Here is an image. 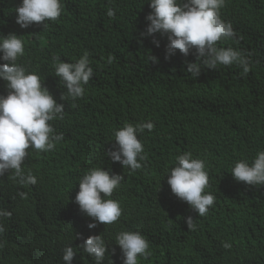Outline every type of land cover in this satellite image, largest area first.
Segmentation results:
<instances>
[{"label": "trees", "instance_id": "1", "mask_svg": "<svg viewBox=\"0 0 264 264\" xmlns=\"http://www.w3.org/2000/svg\"><path fill=\"white\" fill-rule=\"evenodd\" d=\"M20 2L0 0V36L24 40L20 62L64 105V119L51 122L64 139L49 153L26 150L23 167L36 176L35 185H19L11 172L0 177V208L11 213L2 221L0 264H65L68 246L75 251L71 264H95L81 248L95 235L106 243L101 264H123L115 243L120 231H138L148 240L151 256L139 264H264V185H246L230 174L234 161L264 149V0H226L221 9V19L236 33L222 46L245 53L250 72L243 75L237 66L202 67L197 78L185 65V60L196 62L194 53L184 57L177 51L165 60L166 37L155 36L158 48L152 37L141 42L148 0H61L57 21L27 29L15 23ZM109 8L114 18L107 16ZM85 50L93 68L85 94L61 100L66 88L55 76L52 57L74 62ZM109 54L115 57L110 65ZM6 94V83L0 81V95ZM145 121L154 124L151 133L138 136L147 160L130 172L106 153L116 147L114 130ZM186 151L206 161L205 191L216 199L205 217L167 184V170ZM93 167L123 177L109 197L119 201L122 215L113 225L89 229L94 221L74 198L79 178ZM189 216L195 231L187 228ZM225 242L230 249L223 248Z\"/></svg>", "mask_w": 264, "mask_h": 264}, {"label": "clouds", "instance_id": "2", "mask_svg": "<svg viewBox=\"0 0 264 264\" xmlns=\"http://www.w3.org/2000/svg\"><path fill=\"white\" fill-rule=\"evenodd\" d=\"M149 14L145 17L146 27L140 33L143 39L152 37L151 43L160 47L155 36L166 37L165 60L177 54L188 57L194 53L196 62L185 60L186 70L197 78L202 67L217 69L218 66H237L242 74L250 72V60L245 53L234 47H224L233 41L236 33L230 22L221 19V9L226 0H148ZM61 0H21L15 9V23L21 29L33 24L55 22L61 16ZM109 18L115 17V10H107ZM25 55L24 40L15 34L0 36V81L6 83V95H0V177L11 172V178L21 186L35 185L37 178L23 167L29 150L35 153H49L63 139L57 134L52 121L64 119V105L57 103L47 88L42 86L41 77L21 63ZM90 53L84 51L74 62H63L59 56L52 57L55 76L66 88L60 99H80L85 94V86L93 76L90 66ZM103 59V58H102ZM157 63L154 56L148 58ZM115 57H107L112 64ZM151 121L132 124L125 123L114 130L115 149L106 155L113 163L135 172L147 160L144 146L138 136L147 130L151 133ZM174 166L167 170V184L171 193L187 203L199 216L205 217L214 206L215 196L206 192L209 185L206 161L194 158L186 151L174 158ZM230 174L237 182L250 186L264 185V149L258 150L251 159L240 158L233 162ZM123 177L109 170L93 167L87 170L78 182V192L74 202L79 210L94 222L87 227L94 229L97 224L113 225L122 215L119 201L111 199L115 190L121 186ZM103 194V195H101ZM23 195V194H21ZM11 213L0 208V234L4 232L2 221ZM188 230L195 231L193 217L186 218ZM115 243L123 255V264H139L140 260L151 256L148 240L138 231H120L115 235ZM224 249L231 244L223 243ZM83 251L92 257L95 264L105 259L106 243L101 235L89 236L81 245ZM75 255L72 247L63 249L62 260L71 264Z\"/></svg>", "mask_w": 264, "mask_h": 264}]
</instances>
